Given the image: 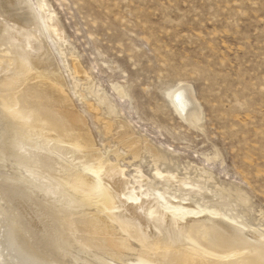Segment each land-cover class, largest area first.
Here are the masks:
<instances>
[{"label": "rangeland", "instance_id": "374dc122", "mask_svg": "<svg viewBox=\"0 0 264 264\" xmlns=\"http://www.w3.org/2000/svg\"><path fill=\"white\" fill-rule=\"evenodd\" d=\"M47 1L45 11V0H29L63 88L86 118L95 147L130 179L132 189L124 197L133 201L142 173L151 182L140 195L155 197L163 209H175L169 202H192L201 213L230 215L195 193L179 191L177 183L164 184L160 173L183 177L185 186L200 181L215 191L207 192L212 199L223 194L237 220L264 238V0ZM52 13L63 38L55 32ZM181 82L190 85L194 105L201 107L196 124L182 118L170 100ZM119 86L125 94L117 92ZM100 95L115 107L113 113ZM122 122L139 139L136 158L116 139ZM147 143L162 155L157 163ZM11 170L9 162L0 165V264H73L70 254L39 236L45 219L38 221L26 203L20 211L5 194L2 176ZM203 172L212 178H201ZM87 174L101 186V171L94 167ZM99 192L94 189L93 197ZM130 240L134 249L122 263L137 260L144 249Z\"/></svg>", "mask_w": 264, "mask_h": 264}, {"label": "bare ground", "instance_id": "6f19581e", "mask_svg": "<svg viewBox=\"0 0 264 264\" xmlns=\"http://www.w3.org/2000/svg\"><path fill=\"white\" fill-rule=\"evenodd\" d=\"M49 8L45 0V11ZM50 16L63 38L57 16ZM36 18L29 0H0V165L9 162L12 168L3 174L2 188L19 210L26 203L38 221L45 219L39 236L70 254L73 264H264L263 232L238 221L224 195L212 199L207 192L215 191L200 181L185 186L183 177L160 173L164 184L177 183L179 191L207 197L206 204L218 210L224 207L230 215L201 213L192 202H169L175 209H163L155 197L140 195L147 190L142 186L151 182L142 173L133 201L124 197L132 189L130 179L124 168L95 147L86 118L63 88L65 81ZM78 71H82L79 65ZM191 89L181 82L169 96L182 118L196 124L202 110L194 105ZM117 92L125 94L120 86ZM100 102L114 112L101 95ZM106 123L109 132L112 123ZM126 128L122 122L116 139L136 158L140 142ZM147 149L154 163L162 158L152 144L147 143ZM94 167L101 171V186L87 174ZM203 173L201 178H212ZM96 188L100 192L93 197ZM240 198L247 202L243 194ZM91 204L92 211L84 209ZM130 238L144 249L137 260L122 263L126 252L134 249Z\"/></svg>", "mask_w": 264, "mask_h": 264}]
</instances>
